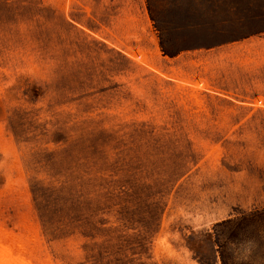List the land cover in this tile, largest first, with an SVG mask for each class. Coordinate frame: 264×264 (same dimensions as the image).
<instances>
[{
  "label": "rangeland",
  "instance_id": "374dc122",
  "mask_svg": "<svg viewBox=\"0 0 264 264\" xmlns=\"http://www.w3.org/2000/svg\"><path fill=\"white\" fill-rule=\"evenodd\" d=\"M196 4L0 0V264H264V65Z\"/></svg>",
  "mask_w": 264,
  "mask_h": 264
},
{
  "label": "crops",
  "instance_id": "0c3cea01",
  "mask_svg": "<svg viewBox=\"0 0 264 264\" xmlns=\"http://www.w3.org/2000/svg\"><path fill=\"white\" fill-rule=\"evenodd\" d=\"M263 0H198L194 11L203 9L204 19L214 21L210 23H197L195 27H209L211 32L205 34L204 45L193 47H181L178 50H219L236 46H242L241 52L244 65L261 67L264 59L257 57L264 53V30H250L257 24V18H261L259 10H264ZM201 12V11H200ZM263 12V11H262ZM230 26L232 29H226ZM212 27L214 30H212ZM221 29L219 31L218 29ZM162 49H166L161 45ZM247 61V62H246Z\"/></svg>",
  "mask_w": 264,
  "mask_h": 264
},
{
  "label": "trees",
  "instance_id": "16d2710c",
  "mask_svg": "<svg viewBox=\"0 0 264 264\" xmlns=\"http://www.w3.org/2000/svg\"><path fill=\"white\" fill-rule=\"evenodd\" d=\"M165 49H163V51H164Z\"/></svg>",
  "mask_w": 264,
  "mask_h": 264
}]
</instances>
